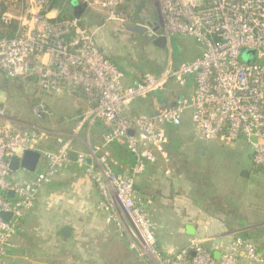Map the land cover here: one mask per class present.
Segmentation results:
<instances>
[{"label":"built area","instance_id":"built-area-1","mask_svg":"<svg viewBox=\"0 0 264 264\" xmlns=\"http://www.w3.org/2000/svg\"><path fill=\"white\" fill-rule=\"evenodd\" d=\"M165 2L164 13L179 17L183 23L176 25V30L189 33L200 44L203 50L200 58L178 68H167L160 76L145 74L135 85L123 86L121 79L124 76L114 66L102 67L95 57L79 63L74 61L72 74L77 87L97 93L98 106L92 107L88 117L111 127L104 143L119 141L126 144L136 158L129 177L115 174L107 156L96 158L98 173L93 171L92 165L86 164V156L78 154L77 162L87 166L90 179L100 187L101 206L109 213V219L127 238L129 245L138 251L141 248L143 253L154 245V239L151 225L134 196L135 178L148 164L155 163L156 156L169 160L166 124L180 127L183 116L189 113L195 136L224 145L243 140L254 148L255 165L264 166V62H259L264 60V0H200L199 5L194 0ZM54 23L44 24L42 35H35L33 39L22 36L0 41V70L13 78L33 72L34 67L27 66V58L34 53L41 54L47 48L55 57L52 68L55 71L60 68L61 73L48 75L52 68L46 65L49 71L41 82L45 89L59 85L64 79L67 60L71 58L72 61L66 51L69 49L73 54L77 35L68 43L64 40L79 29H76V21ZM59 25L71 28L63 32L60 29V35H55L53 28ZM244 51L256 57L255 61L243 62ZM171 80L184 87L193 80V96L152 117L132 120L122 117V109L127 103L163 90ZM155 120L162 129H156ZM44 132L32 129L16 135L8 128L0 130V212L13 213V219L8 223L0 218V260L10 246L12 232L34 203L37 192L42 186L51 184L62 168L71 163L73 140L61 138V149L56 155L43 153L48 161L44 172L24 183L12 181L11 158L21 156L25 150H35L33 145L45 138ZM137 132H141L140 135ZM252 138L256 142H252ZM9 192L14 196L10 197ZM241 250H244L243 255ZM192 252V264H238L242 256L257 262L256 247L242 240L230 245L219 261L201 244L193 246ZM189 254L190 249H185L176 260L182 261Z\"/></svg>","mask_w":264,"mask_h":264},{"label":"rangeland","instance_id":"rangeland-1","mask_svg":"<svg viewBox=\"0 0 264 264\" xmlns=\"http://www.w3.org/2000/svg\"><path fill=\"white\" fill-rule=\"evenodd\" d=\"M78 1L86 5V14H93L100 19L97 22L98 24L94 23L92 26L85 25L83 28L76 22V29L79 30H76L77 36L75 37L74 44L77 46L73 48V54H70L69 49L66 51L67 55L72 56V61L69 58L67 60L68 63L64 66L66 68L64 73L66 76L63 75L65 80L62 79L63 81L54 88L52 86L48 89L44 88L41 78L47 75L49 71L47 69L49 68L48 66L52 68L55 63V57L47 48L41 54L34 53L27 58V66L34 65L36 67L35 71L16 78L12 77L11 81H9L10 83L6 86H2L3 79H5V72L0 70V130L8 128L16 135L25 134L30 130L28 127L20 129L16 126H11V128L10 119L14 123L23 121L40 128H45L47 121L56 116L53 117L54 113L68 118L69 116L75 115V113L81 112L83 120L90 119L91 117H88V114L93 110L92 102L90 103V101L93 98L95 99V97L85 99L79 93V90L83 89L77 87V81L72 77L73 68H75L73 65L75 63L74 61L79 63L83 59L89 61L90 59L88 57H95L101 62L102 67L112 68L114 64L110 62L109 57L116 58L123 53L127 54L131 52L130 55L135 60L137 59L138 64L141 61L140 57H143L151 62H165L166 70L167 68L174 67L177 57L182 58L186 62H192L202 55L203 50L193 36L183 30H176V25H183L179 17H172L164 13L166 7L165 0ZM194 1L198 5L200 4V0ZM177 11H179L178 8ZM0 12H3L2 20L5 25H9L12 22L18 24L17 36L29 37L31 39L35 38V35H42L44 29L42 26L44 24L54 23L58 21L59 17L58 12L52 9L49 0H0ZM73 21L70 20L69 22ZM148 23L154 24V27L148 30L144 37H138V35H133L126 30V27L130 25L139 24L147 27ZM65 26H55L53 28L54 34L60 35V29L63 32L71 28L70 26ZM155 28H158L156 33L153 31ZM158 36L167 38V47L165 50L153 45L152 41ZM136 44L138 45L136 49L127 50L131 48V45ZM196 49L199 50L197 54ZM137 51L140 55L139 58L137 57L138 55L136 56ZM255 58L247 51L242 52L241 60L243 62H253L252 60ZM259 62H264V60H260ZM114 67L116 68V66ZM57 72L61 73V69L59 68V71H55L52 68L48 75L54 73L56 75ZM68 73L71 74L68 75ZM124 79V77L121 79L123 86H125ZM164 89H166L167 96L170 99L169 103L172 104L176 102L177 96L184 91L187 92L188 98H191V94L194 91V84L190 82L188 87H184L171 80ZM148 95L141 96V98H146ZM141 101V99L136 98L127 103L122 109V117L127 120L139 117H152L153 114L151 112L153 110L149 107V103L142 104ZM165 109V107H160L158 108V112ZM154 123L156 129L163 128L158 120H155ZM193 128L190 115L186 113L183 116L178 131L180 140L179 150L176 154L169 155V160H165L160 155L156 156L154 163L164 172L167 181V190L170 189V192L173 190L174 193L175 199L173 201L176 203L177 200V203L181 207H186V199L194 193L196 188H200V180L205 179L212 191L214 190L216 194L230 199L234 202L235 208L238 207L242 213L248 216L252 223H256L258 214L260 215L261 211L264 216V166H261L263 170L257 169L258 166L252 160L254 148L247 145L243 140L235 141L229 145H224L216 141H207L195 136ZM41 131L44 132V130H40V133ZM44 133L46 134L45 138L41 141L37 140L33 145L35 150H37V147L42 141L49 138L48 131ZM137 133L140 135L141 132ZM76 137L77 139L82 138V133H77ZM69 138L72 140L76 139L74 136ZM50 154L56 155L55 153ZM80 154L84 158L85 156L88 158L87 154ZM99 158L97 157V159ZM81 165L85 166L84 164ZM97 167L98 170L96 173L100 172L99 166ZM46 169L36 172L34 177ZM93 171L95 172L94 169ZM241 171H246L249 177H241ZM91 182L96 186L100 194V199L96 207L98 216L100 217L101 214H104L109 223L114 224L109 219L107 210L101 206L103 203L100 187L92 180ZM38 192L34 203H32L30 209L24 212V216L19 221V226L12 232L9 248L11 245L13 248L9 254L8 248L5 256L1 258L0 264H32L37 260L34 258L37 252L42 251L43 248L46 252L50 251L51 244H53L51 240H53L54 234L48 233V229L46 232L44 231L43 224L48 220L45 217H40L41 214H46V210L37 207ZM135 199L151 225V232L154 239V245L147 253H143L141 248L138 251V248H132L128 245L130 250L134 251L138 256L136 259L144 262V264H185L187 261L185 259L182 261L176 260L183 250L180 252L175 251L173 254L167 255L160 250L158 246L159 224L156 221V217L147 211L136 197ZM34 210L37 211L36 220L32 216L30 218L27 216ZM257 223L259 222L257 221ZM31 226L34 229H31ZM111 233L112 228L110 227L108 234L111 235ZM82 235L86 234L82 233ZM42 237L44 238L43 241L41 240L43 239ZM238 240L242 239L237 238L230 245L236 243ZM242 242L250 243L256 247L257 259L256 262L250 259L246 260L242 256L243 262L245 264H264V253L263 251H259V247L264 242L251 240H242ZM190 244L194 247L199 245V243L194 242ZM84 245H77L76 255L72 254L74 252L72 249H66L56 256L49 255L42 259L47 261L48 264H104V261L99 256H95L94 259L88 258V256L90 257L87 254L89 249L85 248ZM204 248L207 249L205 246ZM54 249L55 253H58L59 249ZM243 252L244 250H241L240 254L243 255ZM136 259L127 261L126 264H136ZM238 264H241L240 260Z\"/></svg>","mask_w":264,"mask_h":264},{"label":"crops","instance_id":"crops-1","mask_svg":"<svg viewBox=\"0 0 264 264\" xmlns=\"http://www.w3.org/2000/svg\"><path fill=\"white\" fill-rule=\"evenodd\" d=\"M77 3L81 2L77 0L74 6ZM99 19L93 14L87 15L86 26L97 24ZM138 37L144 36L138 35ZM136 47H138L137 44L131 45V48L127 50L136 49ZM198 52L199 50L196 49V54ZM130 54L131 52L123 53L116 58L109 57L123 71L125 85H134V81L140 80L148 72L147 69L150 64L165 70V62L147 61V59L140 57L137 51L136 56L138 55L137 57H140L141 60L138 64L137 59L135 60ZM179 66V62H175L174 68ZM33 67L35 71L36 67L34 65ZM90 97L93 98L95 96L90 95ZM90 97L83 96L85 99H91ZM95 100L96 98H93L90 103ZM152 106L153 110L154 104ZM158 108L160 107L157 106V110L155 109V112L152 113L157 114ZM53 117V119L47 121L45 128L23 121L14 123L10 119V127L16 126L20 129L28 127L30 130L40 129L48 131L49 138L42 141L37 147V151L42 154L37 172L46 169L48 166L43 153H58L61 149L59 139H68L74 136L76 139L72 142V153L77 155L80 153L87 154L88 158L92 159L91 165L95 171L98 170L95 158L105 154L116 173L124 176L132 175L134 162L124 151L123 143L120 142L117 149L111 144L106 145L104 143L105 129H109L110 126L91 118L83 120L81 112L75 113V115L68 118L54 113ZM100 123L103 124V127L100 126ZM77 133H82V138L77 139ZM33 176L34 174L21 170L13 173L11 179L15 182L24 183L33 178ZM166 183L164 172L155 164H148L145 171L135 178L134 190L137 200L156 217V221L159 224L158 246L164 254H173L175 251L180 252L190 249V258L187 257L185 259L187 261L185 262L184 260V262L185 264H192L193 245L190 243L194 242L204 245L213 254L214 258L215 255H218L215 260L219 261L222 254L227 251L229 245L238 238L240 233L252 230L255 227L260 228L262 231L258 241L264 242V216L261 210H259L261 213L260 215L258 214L256 223H252L246 214L242 213L238 207H234V202L230 199L234 207L231 210L226 206H215V203L221 202V196L216 194L214 190L208 194L200 191V197L195 190L186 199V207H181L177 200L176 203L173 201L175 199L173 190L171 192L169 191L170 189L167 190ZM38 193L37 207L46 210V214H41L40 217H45L48 220L43 224L44 231L46 232L48 229V233L54 234V237L51 240L53 244L50 243L52 245L49 249L50 251L46 252L43 248L42 251L37 252L34 255L37 260L32 264H48L42 258H46L49 255L56 256L66 249H72L74 251L72 254L76 255L78 244H85V248L89 249L87 254L90 257L88 256V258L94 259L95 256H99L104 261V264H126L127 261L135 260L138 257L128 247L127 238L114 224L109 223L106 215L101 214L100 217L98 216L96 207L100 194L96 186L91 182L86 166L71 161L70 164L62 168L52 184L42 186ZM27 216L28 218L32 216L36 220L37 211L34 210ZM65 226L72 228V233L68 237H63L60 234ZM187 226L194 228L195 235L192 236L186 233ZM110 227L112 228L111 235L108 234ZM31 229H34L33 226H31ZM82 233L86 235H82ZM41 240L43 241L44 238ZM251 241L254 240L251 239ZM262 247H264V243ZM12 248L11 245L8 254ZM54 248L59 249L58 253H55ZM261 251L264 253V249H261ZM239 260L241 264H245L241 257ZM136 261V264H144L140 260L136 259Z\"/></svg>","mask_w":264,"mask_h":264},{"label":"trees","instance_id":"trees-1","mask_svg":"<svg viewBox=\"0 0 264 264\" xmlns=\"http://www.w3.org/2000/svg\"><path fill=\"white\" fill-rule=\"evenodd\" d=\"M76 1L77 0H49V2L51 3L52 9L53 10H57L59 12V17H58V21L59 22L65 23V22H69L70 20H74V21H76V22H78L80 24V27L83 28L86 25V23H87L86 21H87V15L88 14H86V11H84L82 13L80 19H76L75 18V16H74V7L73 6H74V3ZM2 14H3V12H0V41L2 39H7V40L10 41V40L18 38L19 37V36H17L18 35L17 34L18 33V24L15 23V22H12L9 25H5L3 23V20H2V18H3ZM75 35L76 34L72 32L70 35L66 36L64 41L66 43H68L69 41H71V39H73V37H75ZM110 62L112 64H114V66H116V69L123 75V71L121 70V68L117 67V65L114 62H112L111 60H110ZM175 62L176 63L179 62L180 65L183 64V63H186L185 60H183L182 58H178V57H177V60ZM164 65L166 66V63H164ZM147 70H148L149 73L147 72L146 74H153L154 76H160L163 73V71H164L160 67H154L153 64H150ZM11 79H12V77H9L7 74H5V79H3V85L2 86H6L8 83H10L9 81H11ZM140 81H141V79L134 81L135 82L134 85L138 84ZM190 82L193 83V80H190L189 84H190ZM189 84L187 85V87L189 86ZM78 88H81V89L84 90V91L83 90H79V93L81 95H83V96L90 97V95H93V96H95V98L97 97V93L95 91H93V90L92 91L89 90V92H88V90H86V89H84L82 87H78ZM184 92L180 93L177 96L176 102L172 103V104L169 103L170 99L167 96L166 89L153 92V93L149 94L146 98H143V99L139 98V99L142 100L141 101L142 104L149 103V107L151 109L153 108L152 104H154L153 112H155V109H156L157 106L158 107L170 108V107H174V106L182 103L186 99H189L188 95H187V92L186 91H184ZM193 94H194V91H193ZM193 94H191V95L193 96ZM147 98H148V100H147ZM150 100H151V103H150ZM151 114L155 115L156 113H152L151 112ZM95 121L104 123L103 121L97 120V119ZM101 123H100V126L103 127V124H101ZM179 128L180 127L174 126L172 124H166L165 125V130L167 132V136H168V140H169V145L167 144V146H166V152H167L168 156L172 155L173 153L176 154V152L179 150V147H180V140H179V136H178ZM110 132H111V127L109 129H105V135H107ZM119 143H120L119 141H114V142L111 143V145L114 146L115 149H117ZM122 145L124 146V149H125V150L124 149L123 150L131 157V160L134 162V166H135V163H136L135 156L133 155V153L130 152V150L128 149L126 144H122ZM252 160H253V156H252ZM134 166H133V168H134ZM257 169L263 170V167L258 166ZM115 174L122 175V174H119V173H116V172H115ZM126 177H129V176H126ZM134 190H135V186H134ZM195 190H196V192H197L199 197H200V191L204 192V194L212 193V189L209 188L207 180L205 181V179H201L200 180V188H196ZM220 199H221V202L215 203L214 204L215 206H221V207H225L226 206L230 210L233 209V203L229 199H227L224 196H221ZM261 233H262L261 229L255 227L252 230H247L246 232L240 233L238 235V238H240L242 240H246V241L251 240V239H253L254 241H258V240H260L259 235ZM261 247L262 246H260V250L259 251H261V249H264V247H262V248ZM189 256H190V254L188 255V257Z\"/></svg>","mask_w":264,"mask_h":264},{"label":"water","instance_id":"water-1","mask_svg":"<svg viewBox=\"0 0 264 264\" xmlns=\"http://www.w3.org/2000/svg\"><path fill=\"white\" fill-rule=\"evenodd\" d=\"M86 9L85 4L77 3L74 6V16L76 19H80L82 13ZM154 27V24H147V27L139 25V24H134L126 27V30L129 33L135 34V35H141L145 36L148 30L152 29ZM154 33L158 31V28L153 29ZM153 45L159 49L165 50L167 47V38L163 36H158L152 41ZM253 62L255 61L252 60ZM98 106V101L95 100L92 102V107H97ZM252 142H256L255 138L251 139ZM78 155L76 153H71L70 155V160L72 162H77ZM42 159V154L37 151V150H25L21 156H15L11 158V161L9 163V170L12 173H17L19 171H26L30 174H35L38 170L39 164ZM92 159H87L86 164L91 165ZM241 177H249L248 173L246 171H241ZM8 195L10 197H13L14 194L12 192H9ZM0 218L5 221V222H10L13 219V213L11 212H0ZM72 233V228L70 226H65L60 234L63 237H68ZM186 233L188 235H195V230L192 226H187L186 227ZM215 258H218V255H215Z\"/></svg>","mask_w":264,"mask_h":264}]
</instances>
